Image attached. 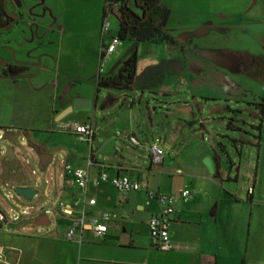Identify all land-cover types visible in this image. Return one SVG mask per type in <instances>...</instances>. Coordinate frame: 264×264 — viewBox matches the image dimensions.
<instances>
[{
    "label": "rangeland",
    "instance_id": "obj_1",
    "mask_svg": "<svg viewBox=\"0 0 264 264\" xmlns=\"http://www.w3.org/2000/svg\"><path fill=\"white\" fill-rule=\"evenodd\" d=\"M235 1L238 0H161V6L171 10L168 28L176 38L175 56L185 69L183 76H179L160 72V60L164 61L173 48L160 40L143 44L119 41L103 73H99L97 54L118 39V6L107 9L104 19L106 0H7V9L18 22L0 30V66H22L28 71L14 79H0V106H9L6 112L12 115L11 106L48 109L57 95L60 100L80 97L79 100L90 101L93 109L88 115L96 128L93 151L97 160L128 168L129 173L124 174L139 175L147 183L148 191L166 195L172 180H176L177 190L181 191L180 178L185 177L195 181L206 197L214 191L213 187L206 182L198 183L194 177L199 172H209L206 159L216 158L225 174L233 161L235 178L240 163L253 167L258 151L255 144L260 136L257 129L260 121L254 116L258 115L256 108L264 93V53L250 61L238 53L213 50V40L222 50L229 47L234 52L242 50V40L234 41L232 37L233 44L232 40L228 43L221 39L229 31L225 25ZM127 7L138 12L135 0H129ZM88 35L89 38H84ZM136 48L139 61L133 89L97 92L98 81L116 76ZM73 51L80 54L81 61L75 59ZM60 66L63 75L57 73ZM234 70L237 74H233ZM188 104L191 106H185ZM184 107H189L187 112ZM85 119L83 114L71 113L61 123H55L51 131L42 130V134L36 135V139L54 148V161L45 173L40 171V159L28 142L18 140L15 151L20 172L26 178L23 184L35 187L38 195L27 201L14 193L12 184L5 191L0 189L2 212L13 223L24 221L17 230L41 233L61 227L51 212L49 226L36 227L29 221L59 201L66 189L73 186L72 180L65 181L67 165L74 169L77 164L86 165L90 146L78 141L69 128ZM127 131L134 133L138 148L117 138L118 133ZM1 135L5 154L8 144L1 143ZM29 141L33 143L31 138ZM153 147L162 153L161 163L153 162ZM206 155L208 158L203 159ZM1 159H5L3 155ZM242 179L241 174L239 182ZM133 195L137 203L147 202L144 191L129 197ZM132 208L134 216L117 211V216L125 218L122 226L127 232L124 234L122 229L118 237L122 242L147 243V216ZM174 228L171 225V231ZM164 253L158 255L157 262L164 264L173 257L174 264H178V258Z\"/></svg>",
    "mask_w": 264,
    "mask_h": 264
},
{
    "label": "crops",
    "instance_id": "obj_2",
    "mask_svg": "<svg viewBox=\"0 0 264 264\" xmlns=\"http://www.w3.org/2000/svg\"><path fill=\"white\" fill-rule=\"evenodd\" d=\"M229 13L225 25L229 31L227 36L221 39L225 42L227 40L228 43L231 42L232 37L234 41L242 40L244 43H237L243 46L242 50L234 52V50H230V47V49L222 50L217 47L219 45L216 40H213L215 45L213 50L238 53L237 55L255 61L260 54L262 56L264 53V0L232 2ZM218 28H221L220 25ZM86 37L90 36L84 38ZM244 39L250 41H244ZM233 40L231 43L234 44ZM247 42L250 44L247 45ZM237 44L233 46L235 47ZM172 47L167 58H164V61L160 60L158 68L163 73L183 76L185 69L177 59V54L175 56L178 49L176 50L175 46ZM101 50L97 54L99 65H101ZM152 53L155 54L156 51ZM72 54L76 60L79 58L81 61L78 52L73 51ZM105 63L102 72L99 71L101 74L106 66ZM5 65L0 66V76ZM68 65H71V61ZM62 69L60 66L56 72L63 75ZM233 72V74H237L236 70ZM48 73L50 74L49 71ZM148 73L150 74V72ZM262 94L260 98L264 101V93ZM79 98L76 97L72 101L60 100L61 98L57 95L45 110L40 107L37 109L35 106H31L30 110L27 106H11L12 115L6 112L9 106H0V129L26 132L34 143L39 144L45 152H48L53 147L35 138L36 135L42 134V130L43 132L48 129L51 131L55 123H61L71 113L83 114L86 119L82 124L91 122L88 114L92 111L93 106L79 112L73 110V104ZM188 108L184 107V112H187ZM256 110H258V115L254 117L259 119V108ZM126 134L134 135L132 131H127ZM96 138L97 135L95 140ZM258 142L259 148H257L253 167L249 166L250 168H248L245 167L247 163L245 165L240 163L236 169L235 178L232 175L233 167L236 166L233 161L230 171L225 174L216 158L213 160L207 155L203 157V159L208 158L213 161L214 173L199 172L194 177L198 183L206 182L213 187L214 191L206 197L199 191L195 181L181 177V191L177 190L176 180L171 181L172 187L166 195H179L182 190L190 189L193 191V199L188 203L179 201L175 205L176 211L172 221V226L175 228L171 231L173 247L170 251L165 252V255H173L178 258V264H264V116L261 137ZM97 159L94 154L95 166L90 169L91 178L98 177L103 171H106L109 176H128L124 173H129V169L121 164H107ZM87 165L88 161L85 166L77 164L76 168H86ZM130 171L135 172L134 169ZM241 174L243 179L239 182ZM133 175L128 177L144 182L139 175ZM66 180H72V178L65 172ZM72 185L59 198L60 202H70L78 196V190L73 180ZM250 190L252 193L249 192ZM140 191L145 193L147 199L145 205L137 203L134 195L129 197L130 194ZM156 193L160 194L159 191ZM89 195L97 201V206L91 210L95 214L103 211L116 214L130 212V215L134 216L132 207L139 213H145L149 241L147 243L137 240L122 242L118 233L122 229L124 234L127 232L123 227L125 218L121 214V216L118 215V221L110 228L102 242L96 241L92 236L86 234L82 243L65 240L67 219L57 220L60 221V228H56L52 232L41 233H26L17 230L24 224V221L20 219L21 221L11 223L8 227L0 230V245L5 248V255L0 259V264H145L147 262L163 264L156 261L158 255L163 252H158L152 246L148 228V221L158 215L159 206L156 200L149 199L147 189L122 194L111 184L102 183L98 189L92 188ZM164 264H174L173 257L166 260Z\"/></svg>",
    "mask_w": 264,
    "mask_h": 264
},
{
    "label": "built area",
    "instance_id": "obj_3",
    "mask_svg": "<svg viewBox=\"0 0 264 264\" xmlns=\"http://www.w3.org/2000/svg\"><path fill=\"white\" fill-rule=\"evenodd\" d=\"M120 44L118 39L104 50L101 51V65L100 72L103 70V63L115 52L117 46ZM72 135L76 136L80 142H86L90 146V156L88 158V165L86 168L74 169L71 166H66V175L70 176L78 190V196L70 202L51 203L45 214L51 212L55 222L58 219H67L68 226L65 233V240L68 242H83V237L86 234L92 236L96 241H103L110 228L118 221V216L109 211H103L95 214L91 211L97 206L95 198L90 197L89 193L92 188L98 189L102 183L111 184L119 193L127 194L137 192L141 189H147V184L137 179H131L128 176H109L106 171L101 172L98 177L91 178L90 169L95 166L93 143L96 137V128L93 122H86L84 124H74L69 127ZM117 138L128 141L132 146L139 147L140 144L133 134H117ZM152 159L154 163H161L163 161L162 153L153 147L151 149ZM252 193V190L249 191ZM150 200H156L159 206L158 215L153 216L148 221L149 236L152 246L162 252H168L172 249L171 242V225L173 216L175 214V205L181 201L188 203L193 199V194L189 189H184L178 196L163 195L148 191ZM50 219V218H49ZM0 223L4 227H8L10 220L0 209ZM51 225V222H50ZM5 255V248L0 245V259Z\"/></svg>",
    "mask_w": 264,
    "mask_h": 264
},
{
    "label": "trees",
    "instance_id": "obj_4",
    "mask_svg": "<svg viewBox=\"0 0 264 264\" xmlns=\"http://www.w3.org/2000/svg\"><path fill=\"white\" fill-rule=\"evenodd\" d=\"M161 0H139L136 1L137 13L132 12L127 7V0H106L104 9V19L107 17V9L112 5L118 7V39L119 41L133 40L138 44L151 43L160 40L169 45H176L168 24L171 18V10L160 5ZM6 13L4 0H0V18ZM139 61L137 48L132 52L116 76L110 79H102L97 83V92L100 89L132 90L133 83L137 76V65ZM27 71V68L20 66L8 67L11 76H19ZM259 121L258 131H262V121L264 116V101L258 104ZM259 148V142L255 144Z\"/></svg>",
    "mask_w": 264,
    "mask_h": 264
},
{
    "label": "water",
    "instance_id": "obj_5",
    "mask_svg": "<svg viewBox=\"0 0 264 264\" xmlns=\"http://www.w3.org/2000/svg\"><path fill=\"white\" fill-rule=\"evenodd\" d=\"M96 102L97 99L95 100L94 104ZM91 107L92 103L90 101L77 100L73 104V110L75 112L90 109ZM0 133H2L1 143L8 144L5 154L3 152L4 148L2 144H0V189L5 191V187L9 184H12L14 186L13 191L18 197L27 201H32L37 197L38 191L35 187H32L29 184H23V182L26 181V178L20 172V161L17 158L15 151L17 142L19 139H23L24 141L28 142L29 147L40 159L39 169L41 172H46L47 168L53 163L54 156L51 154L42 153L39 146L34 145L29 141L30 137L27 133L3 129H0ZM1 155H3L5 159H1ZM205 166L207 167L210 174L214 173V164L211 159L205 161ZM30 223L36 227H46L50 225V219L43 210L37 217L31 219ZM3 228L4 226L0 223V230Z\"/></svg>",
    "mask_w": 264,
    "mask_h": 264
},
{
    "label": "flooded vegetation",
    "instance_id": "obj_6",
    "mask_svg": "<svg viewBox=\"0 0 264 264\" xmlns=\"http://www.w3.org/2000/svg\"><path fill=\"white\" fill-rule=\"evenodd\" d=\"M128 1L129 0H127V3H128ZM136 1L137 2H139V0H135V6H136ZM4 3H5V0H4ZM6 3H7V0H6ZM14 5V4H13ZM160 5H161V1H160ZM117 6V5H116ZM112 7H113V5H112ZM111 7V8H112ZM119 7V6H118ZM5 8H6V13L0 18V30H2V31H4V30H7L9 27H11V26H13L14 24H16L17 22H18V18L17 17H15L14 16V14H12V13H10L9 11H8V9H7V5H5ZM130 10V9H129ZM133 12V11H132ZM117 13H118V9H117ZM169 29V28H168ZM175 40H176V38L175 37H173ZM119 40V39H118ZM138 44V43H137ZM171 46H175V45H171ZM106 47H103V49L102 50H104ZM101 50V51H102ZM11 66H16V65H5V68H4V70H3V73H2V75L0 76V78H5V79H11V78H13L14 79V77H19V76H21V75H23V74H25L27 71H28V68L27 67H25V68H27V71L25 72V73H23V74H21V75H19V76H11L10 74H9V72H8V67H11ZM20 67H22V66H20ZM185 106H191V104H188V105H185ZM12 131V130H11ZM16 132H21V131H16ZM22 133H26V132H22ZM2 136V135H1ZM30 140V139H29ZM32 144H34V145H37V146H39L40 147V150H41V152L42 153H47V154H51V155H53V152H54V148H52L50 151H48V152H45V150H43L42 149V147L39 145V144H37V143H32ZM54 156V155H53Z\"/></svg>",
    "mask_w": 264,
    "mask_h": 264
}]
</instances>
